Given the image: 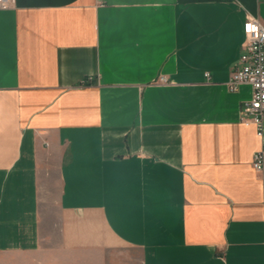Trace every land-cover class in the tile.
<instances>
[{
	"label": "crops",
	"instance_id": "0c3cea01",
	"mask_svg": "<svg viewBox=\"0 0 264 264\" xmlns=\"http://www.w3.org/2000/svg\"><path fill=\"white\" fill-rule=\"evenodd\" d=\"M262 3L0 9V264H264V133L228 84Z\"/></svg>",
	"mask_w": 264,
	"mask_h": 264
},
{
	"label": "built area",
	"instance_id": "2783aa9c",
	"mask_svg": "<svg viewBox=\"0 0 264 264\" xmlns=\"http://www.w3.org/2000/svg\"><path fill=\"white\" fill-rule=\"evenodd\" d=\"M15 0H0V9L10 8ZM246 41L239 61L235 64L228 82L232 89L241 83L252 86V95L242 108L241 118L246 123H255L257 133H264V20L249 18L245 21ZM253 166L256 171L264 170V148L253 155Z\"/></svg>",
	"mask_w": 264,
	"mask_h": 264
},
{
	"label": "water",
	"instance_id": "95a60500",
	"mask_svg": "<svg viewBox=\"0 0 264 264\" xmlns=\"http://www.w3.org/2000/svg\"><path fill=\"white\" fill-rule=\"evenodd\" d=\"M261 16L264 18V3L261 5Z\"/></svg>",
	"mask_w": 264,
	"mask_h": 264
}]
</instances>
